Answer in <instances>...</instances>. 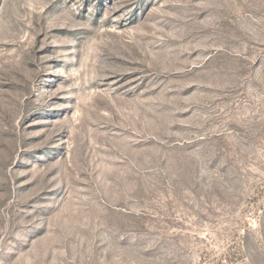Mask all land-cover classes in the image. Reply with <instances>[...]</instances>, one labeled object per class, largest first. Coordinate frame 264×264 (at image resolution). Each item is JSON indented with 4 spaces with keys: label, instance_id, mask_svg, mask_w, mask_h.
I'll return each mask as SVG.
<instances>
[{
    "label": "rangeland",
    "instance_id": "1",
    "mask_svg": "<svg viewBox=\"0 0 264 264\" xmlns=\"http://www.w3.org/2000/svg\"><path fill=\"white\" fill-rule=\"evenodd\" d=\"M0 264H264V0H0Z\"/></svg>",
    "mask_w": 264,
    "mask_h": 264
}]
</instances>
